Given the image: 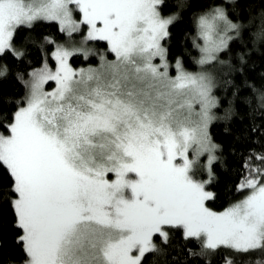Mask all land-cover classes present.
Wrapping results in <instances>:
<instances>
[{
	"label": "snow or ice",
	"instance_id": "obj_1",
	"mask_svg": "<svg viewBox=\"0 0 264 264\" xmlns=\"http://www.w3.org/2000/svg\"><path fill=\"white\" fill-rule=\"evenodd\" d=\"M192 2L199 72L168 59L170 28L181 16L162 15L167 0H0V207L12 210L23 264H143L170 248L179 264H213L222 249L232 253L223 264H264V152L250 150L244 162L236 185L247 192L243 199L222 212L207 206L223 159L210 127L235 114L230 101L225 115H216V90L234 89L239 103L233 73L243 75L251 49L264 44V0ZM41 21L56 22L69 38L81 25L87 32L79 47L47 35L18 46V32ZM90 41L106 42V52L97 67L74 70L71 57L97 55L85 47ZM30 48L41 66L21 71L15 65ZM205 65L226 71L212 75ZM11 81L26 89L19 99L4 95ZM49 82L55 86L46 91ZM245 86L258 93L253 115L264 121V92ZM5 105L15 111L4 112Z\"/></svg>",
	"mask_w": 264,
	"mask_h": 264
},
{
	"label": "trees",
	"instance_id": "obj_2",
	"mask_svg": "<svg viewBox=\"0 0 264 264\" xmlns=\"http://www.w3.org/2000/svg\"><path fill=\"white\" fill-rule=\"evenodd\" d=\"M181 0H167V7L164 8L162 15L169 16L174 12H180V20L171 26L170 31L172 33L171 42L168 45L170 63H174L176 58L179 57L184 61V67L189 72H195L198 70L196 60L199 59V50L193 48L192 37L197 35L196 25L193 20V15L197 10L198 4L189 0V6L181 10L178 5ZM258 3V0H252V5ZM252 5H242L248 7L251 10ZM260 9L257 8L252 11L253 16H257ZM250 17L245 15L241 21L248 23ZM256 25H259V20L255 21ZM256 27L251 29L252 32L256 31ZM47 35L56 40L57 43H61L65 35L59 31V27L55 22L41 21L35 25L32 32L26 30H20L17 34L16 41L19 46L24 42V38L27 36ZM246 40H250V34L245 36ZM251 49V45H249ZM256 49H251L253 54L248 59V65L243 75L233 73L234 83L240 89L237 93L239 97V103L237 104L232 96L230 89L227 93L223 89L216 90V95L221 100V107L216 111V115L223 117L225 110L229 108V102L232 101L231 107L234 116L230 121L219 120L214 122V126L210 127V131L214 137L216 143L223 147V159L220 162V166L216 168L217 175L219 177L218 182L215 183L210 190L216 193V198L213 201H209V206L213 211H222L230 205L241 200L247 192H237L236 185L240 182L242 175L244 174V162L248 157L250 150L255 152H264V128L258 134H253L250 129L253 124L259 126L264 123L254 117L253 110L259 112L257 108L256 96L258 93L253 92L251 88L245 86L247 84L253 85L259 92H264V44L257 45ZM94 50L98 52H106V42H97L94 46ZM234 51H240L238 47H234ZM247 51V50H246ZM108 57H112L109 55ZM222 59L229 60L231 57L222 56ZM97 59L95 56L84 59L81 55H77L70 58V63L74 68L85 67L90 64H95ZM236 64V61H232ZM52 66L53 61H49ZM41 66V54L36 51L35 48L29 49V55L26 57L23 64H16L15 67L21 71H31L32 67ZM238 66V65H237ZM212 75H219L225 68L220 65H208L206 70ZM27 79V77H25ZM26 92L23 84L16 81H11L5 85V96H11L14 99H19ZM251 102L250 104L248 102ZM3 111L11 113L15 111V105L3 106ZM230 125L228 131H225V125ZM2 131V129H0ZM204 158L202 157L201 160ZM198 179H203V173H199ZM14 216L11 208L4 204L0 207V242L3 244L2 250H0V258L5 261V264H23L24 253L22 248L17 245L14 240L18 235L17 230L13 228ZM180 242V236L177 233L174 243ZM176 255L173 249H169V254L165 256L157 257L155 260L151 255L147 256L143 261V264H179L178 261H173L172 256ZM225 255H232L228 250L222 249L215 257H213V264H223V257ZM239 264V259H237Z\"/></svg>",
	"mask_w": 264,
	"mask_h": 264
},
{
	"label": "rangeland",
	"instance_id": "obj_3",
	"mask_svg": "<svg viewBox=\"0 0 264 264\" xmlns=\"http://www.w3.org/2000/svg\"><path fill=\"white\" fill-rule=\"evenodd\" d=\"M73 18L74 19H76V20H80V19H82V17L78 14V13H75L74 12V14H73ZM56 23V22H55ZM57 24V23H56ZM58 25V24H57ZM59 27V26H58ZM86 32H87V28H86V26H84V25H81V32H79V33H73L72 34V37L71 38H69L66 34H64L65 35V38H64V40L61 42V43H59V44H64L65 46H67V47H73V46H75V47H79L80 46V43H81V40H82V38H83V36L86 34ZM197 42L198 43H200V44H202L203 43V41L202 40H197ZM97 42H88L86 45H85V47H88V48H92L93 50H94V46H95V44H96ZM96 53H97V55L95 56L96 57V59H97V62L95 63V64H90V65H87V66H85V67H77V68H74L72 65H71V63H70V59H69V64L71 65V67L74 69V70H79V69H88L89 67H97L98 66V64H99V54L101 53V52H98L97 50H94ZM82 56V55H81ZM83 57V56H82ZM89 57H91V56H89ZM84 58V57H83ZM113 57H108V59H112ZM199 58H200V52H199ZM85 59V58H84ZM175 63V62H174ZM174 63H172V64H174ZM54 65H55V61H53V65L51 66L50 64H49V67H53V70H54ZM208 65H205L204 66V70L206 71V72H208V69L206 70V67H207ZM199 71H201V66H199L198 65V70L197 71H195V72H199ZM210 72V71H209ZM208 72V73H209ZM169 74L170 75H175L176 73H175V71H174V69L173 68H170L169 69ZM54 83L53 82H49V84H46L45 85V90L46 91H51L53 88H54ZM111 175V174H110ZM113 179H114V176L112 177ZM247 195V194H246ZM244 198V197H243ZM242 198V199H243ZM228 208V207H227ZM226 209V208H225ZM224 209V210H225ZM223 211V210H222ZM222 211H218V212H222Z\"/></svg>",
	"mask_w": 264,
	"mask_h": 264
}]
</instances>
